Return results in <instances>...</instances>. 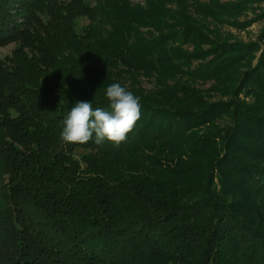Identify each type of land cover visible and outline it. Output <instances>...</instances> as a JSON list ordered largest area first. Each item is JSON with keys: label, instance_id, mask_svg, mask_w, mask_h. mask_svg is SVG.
Wrapping results in <instances>:
<instances>
[{"label": "trees", "instance_id": "trees-1", "mask_svg": "<svg viewBox=\"0 0 264 264\" xmlns=\"http://www.w3.org/2000/svg\"><path fill=\"white\" fill-rule=\"evenodd\" d=\"M93 1L0 0V264H264V48L218 30L257 0ZM113 83L127 139L63 142Z\"/></svg>", "mask_w": 264, "mask_h": 264}, {"label": "clouds", "instance_id": "clouds-1", "mask_svg": "<svg viewBox=\"0 0 264 264\" xmlns=\"http://www.w3.org/2000/svg\"><path fill=\"white\" fill-rule=\"evenodd\" d=\"M111 111L93 109L88 101H77L63 120L60 138L69 144H87L93 139L96 145L106 140L118 147L133 130L141 116L140 98L119 83L109 85L105 93Z\"/></svg>", "mask_w": 264, "mask_h": 264}, {"label": "rangeland", "instance_id": "rangeland-1", "mask_svg": "<svg viewBox=\"0 0 264 264\" xmlns=\"http://www.w3.org/2000/svg\"><path fill=\"white\" fill-rule=\"evenodd\" d=\"M94 3L93 0H89ZM139 0H130L131 3H136ZM237 0H227V3L236 2ZM218 30L222 33V38L224 42H239L244 44L245 49H240L244 53L250 52L252 58L249 60L251 62V67H254L258 63V59L262 55V50L264 48V42L259 39L260 35L264 34V0L253 1L248 3L243 11L236 15H224V23L219 26ZM257 43V44H256ZM256 44V45H253ZM246 46H250L246 48ZM13 50V44H7L0 47V58L5 56H11ZM264 58V54L263 57ZM245 69H242V72ZM226 85V83L224 84ZM143 86L149 89L150 83L144 82ZM209 84L202 85V88H207ZM221 99L219 95H212L210 100ZM224 101L228 100L226 97L223 98ZM224 117L215 121V126L221 128L224 126ZM257 215V213H255Z\"/></svg>", "mask_w": 264, "mask_h": 264}]
</instances>
